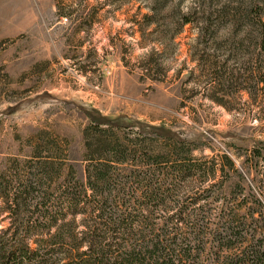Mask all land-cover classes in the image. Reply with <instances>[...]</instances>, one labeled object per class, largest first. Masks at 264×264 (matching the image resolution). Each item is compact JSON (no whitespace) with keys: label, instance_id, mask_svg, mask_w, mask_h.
<instances>
[{"label":"rangeland","instance_id":"1","mask_svg":"<svg viewBox=\"0 0 264 264\" xmlns=\"http://www.w3.org/2000/svg\"><path fill=\"white\" fill-rule=\"evenodd\" d=\"M144 1L0 0V172L22 179L48 172L53 190L45 199L56 207L67 185L86 183L91 120L140 124L146 132L163 126L191 142L163 150L165 161H191L208 174L175 182L176 196L160 208L138 198L144 222L168 223L186 237L189 224L197 225L198 256L186 264H209L217 244L208 235L230 223L247 230L248 241L260 240L264 252V50L251 12L264 0ZM152 6L155 20L141 32ZM184 15L193 23L180 27ZM207 19L212 29L203 49L198 29ZM122 129L115 131L133 133L129 139L138 131ZM44 161L60 165L71 184L54 167L42 168ZM119 170L125 177L130 169ZM117 184L112 179L111 192ZM86 217L67 215L62 223L79 231ZM8 223L0 204V229ZM228 257L223 251L220 260Z\"/></svg>","mask_w":264,"mask_h":264},{"label":"trees","instance_id":"2","mask_svg":"<svg viewBox=\"0 0 264 264\" xmlns=\"http://www.w3.org/2000/svg\"><path fill=\"white\" fill-rule=\"evenodd\" d=\"M139 1H143V4L145 2ZM153 2V6H159L165 0ZM153 6L147 7L151 15H142L144 27L141 26V32L155 20L157 8ZM251 12L252 19L256 20L258 26V46L264 50V4L254 5ZM189 17L190 15L181 17L180 27L193 23ZM211 29L210 19L198 29L203 49L206 48V37ZM215 69V64L209 66V70ZM216 80L213 76L210 87L217 84ZM90 122L89 135L85 138L86 160L89 161L85 169L86 185L83 181L67 185V190L60 197L62 203H57L56 207L54 202L45 199L46 192L53 190L52 185L47 186L45 183L50 178L48 172L42 170L30 173L26 179L17 174L7 177L4 171L0 172V204L5 205L9 221L7 227L0 229V264L195 263L198 255H194V246L199 238L197 225L189 224L186 237L179 227H169L168 223L161 227L145 223L143 211L135 209L134 206L140 198L152 202L155 208H160L176 196L175 192L180 185L175 182L183 183L198 174L207 176L208 171L195 169L191 161H165L168 157L162 153L163 150L181 151L191 145V142L175 137L163 126L146 132L140 124L138 127H121L94 119ZM122 128H137L138 131L135 137L129 139L128 136L133 133L115 131L126 130ZM150 151L160 153L150 157ZM188 156L189 154L184 158H190ZM140 159L145 161H137ZM48 162L50 161H44L42 168L54 167L58 172L57 178L64 179V185L71 184L68 175L63 177L60 165L50 166ZM119 168L130 170L125 177H121L117 175V172H122ZM149 168L153 170L142 172V169ZM210 174L213 176L214 171L211 170ZM112 179L118 182L114 193L110 190ZM41 195L42 201L38 203ZM111 201H114V211L110 210ZM60 205L63 208H60ZM57 211L62 212L61 217L57 215ZM25 212L32 215L25 219ZM185 213V208L180 210L176 220L183 219ZM78 214L87 216L86 220H82L81 229L66 230L67 226L62 220L67 215L73 217ZM234 226L236 227L230 223L211 231L208 238L217 245L215 257L207 258L209 254L205 255L206 262L264 264L261 241H248L249 232L245 230L242 233ZM245 241L248 245L244 244ZM223 251H226L229 257L221 261ZM209 252H214V249L210 247Z\"/></svg>","mask_w":264,"mask_h":264}]
</instances>
